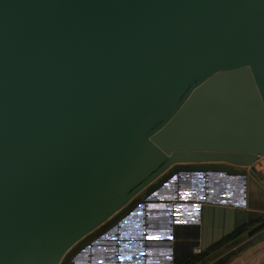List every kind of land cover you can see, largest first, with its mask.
I'll return each mask as SVG.
<instances>
[{
	"label": "water",
	"instance_id": "95a60500",
	"mask_svg": "<svg viewBox=\"0 0 264 264\" xmlns=\"http://www.w3.org/2000/svg\"><path fill=\"white\" fill-rule=\"evenodd\" d=\"M263 162L264 0H0V264H67L177 177ZM239 237L218 263L264 233Z\"/></svg>",
	"mask_w": 264,
	"mask_h": 264
},
{
	"label": "crops",
	"instance_id": "0c3cea01",
	"mask_svg": "<svg viewBox=\"0 0 264 264\" xmlns=\"http://www.w3.org/2000/svg\"><path fill=\"white\" fill-rule=\"evenodd\" d=\"M244 171L237 175L205 173L202 192L197 186L200 175L185 176L190 183L178 178V194L163 198L171 205L170 222L163 220L154 205H148L143 216H132L118 230L89 236L67 264H264V238L218 263L225 242L239 237L249 222L264 221V162ZM222 179L226 181L221 184ZM228 184L231 186L225 187ZM205 205L212 206L211 211L204 209ZM213 207L241 209L245 216L233 212L229 220L220 223L215 220ZM262 233L264 228L254 236H240L235 247ZM99 240H104V245Z\"/></svg>",
	"mask_w": 264,
	"mask_h": 264
},
{
	"label": "rangeland",
	"instance_id": "374dc122",
	"mask_svg": "<svg viewBox=\"0 0 264 264\" xmlns=\"http://www.w3.org/2000/svg\"><path fill=\"white\" fill-rule=\"evenodd\" d=\"M204 176H200V179L197 180V186L200 188L201 192L204 190ZM181 179L180 177H177L176 180H172L170 181L169 183L163 185L162 189L160 190V193H158L157 195H155L154 197V201L146 204L145 206V209L148 205H151L153 206V208L156 210V212L158 211L160 216L161 217H164L165 219V222H170L171 221V205H170V202H166L165 200H163V198H166V197H171V196H176L178 193H177V190H178V183H179V179ZM187 180L189 183H190V178H186L185 176L182 177V180ZM221 184L226 181V179H222L221 180ZM225 183V182H224ZM230 187L231 185L228 184L227 186L225 185V187ZM156 196L160 197L161 200L159 199H156ZM161 208V209H159ZM163 215V216H162ZM141 216V215H140ZM161 222H163L161 220ZM164 223V222H163ZM164 224H167V223H164ZM100 242V245H104L105 241L104 240H99ZM71 258V257H70Z\"/></svg>",
	"mask_w": 264,
	"mask_h": 264
}]
</instances>
